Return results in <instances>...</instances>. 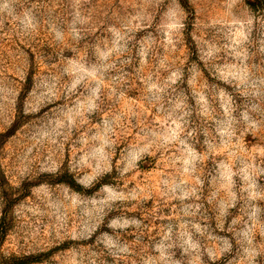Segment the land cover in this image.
Instances as JSON below:
<instances>
[{
  "label": "rangeland",
  "instance_id": "rangeland-1",
  "mask_svg": "<svg viewBox=\"0 0 264 264\" xmlns=\"http://www.w3.org/2000/svg\"><path fill=\"white\" fill-rule=\"evenodd\" d=\"M0 264H264V0H0Z\"/></svg>",
  "mask_w": 264,
  "mask_h": 264
}]
</instances>
